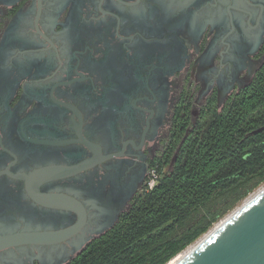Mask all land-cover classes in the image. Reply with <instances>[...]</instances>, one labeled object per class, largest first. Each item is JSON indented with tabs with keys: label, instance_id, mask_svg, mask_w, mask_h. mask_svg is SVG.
<instances>
[{
	"label": "flooded vegetation",
	"instance_id": "flooded-vegetation-1",
	"mask_svg": "<svg viewBox=\"0 0 264 264\" xmlns=\"http://www.w3.org/2000/svg\"><path fill=\"white\" fill-rule=\"evenodd\" d=\"M263 68L264 0H0V264H70Z\"/></svg>",
	"mask_w": 264,
	"mask_h": 264
},
{
	"label": "trees",
	"instance_id": "trees-1",
	"mask_svg": "<svg viewBox=\"0 0 264 264\" xmlns=\"http://www.w3.org/2000/svg\"><path fill=\"white\" fill-rule=\"evenodd\" d=\"M188 142L174 170L70 264H167L264 183V68Z\"/></svg>",
	"mask_w": 264,
	"mask_h": 264
},
{
	"label": "water",
	"instance_id": "water-1",
	"mask_svg": "<svg viewBox=\"0 0 264 264\" xmlns=\"http://www.w3.org/2000/svg\"><path fill=\"white\" fill-rule=\"evenodd\" d=\"M178 264H264V194L205 238Z\"/></svg>",
	"mask_w": 264,
	"mask_h": 264
},
{
	"label": "bare ground",
	"instance_id": "bare-ground-1",
	"mask_svg": "<svg viewBox=\"0 0 264 264\" xmlns=\"http://www.w3.org/2000/svg\"><path fill=\"white\" fill-rule=\"evenodd\" d=\"M264 194V186H262L257 192H255L253 195H251L249 198H247L239 207H237L234 211L229 213L227 216L222 218L220 221H218L211 230H209L202 238L196 242L195 244H192L189 246L186 250L182 251L179 253L177 256L172 258L167 264H178L181 260H183L187 255H189L195 248L200 244L205 238H208L214 232H216L218 229H220L230 218L235 216V214H238L243 208L248 206L250 202H253V200L257 199L259 196Z\"/></svg>",
	"mask_w": 264,
	"mask_h": 264
},
{
	"label": "rangeland",
	"instance_id": "rangeland-1",
	"mask_svg": "<svg viewBox=\"0 0 264 264\" xmlns=\"http://www.w3.org/2000/svg\"><path fill=\"white\" fill-rule=\"evenodd\" d=\"M262 186H264V183L261 184V185H260L258 188H256L254 191H252V192H251L246 198H244L243 200H241L240 202H238L237 205H236L233 209H231V210H230L225 216H227L229 213H231V212L234 211L237 207H239V206H240V205H241V204H242L247 198H249L251 195H253L255 192H257ZM225 216H224V217H225ZM221 219H222V218H221ZM221 219H220V220H221ZM220 220H219V221H220ZM216 223H217V222H216ZM216 223H215V224H216ZM215 224H214V225H215ZM214 225L212 226V228L214 227ZM210 230H211V229H210ZM200 238H201V237H200ZM200 238H199V239H200ZM199 239H198V240H199ZM198 240H197V241H198ZM194 244H195V243H194Z\"/></svg>",
	"mask_w": 264,
	"mask_h": 264
},
{
	"label": "built area",
	"instance_id": "built-area-1",
	"mask_svg": "<svg viewBox=\"0 0 264 264\" xmlns=\"http://www.w3.org/2000/svg\"><path fill=\"white\" fill-rule=\"evenodd\" d=\"M154 180H155V179H152V180H151V184H153V183L155 182Z\"/></svg>",
	"mask_w": 264,
	"mask_h": 264
}]
</instances>
